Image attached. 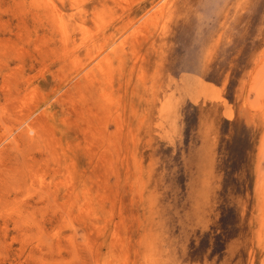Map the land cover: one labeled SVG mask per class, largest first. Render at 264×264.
<instances>
[{"label":"rangeland","instance_id":"rangeland-1","mask_svg":"<svg viewBox=\"0 0 264 264\" xmlns=\"http://www.w3.org/2000/svg\"><path fill=\"white\" fill-rule=\"evenodd\" d=\"M0 264H264V0H0Z\"/></svg>","mask_w":264,"mask_h":264}]
</instances>
